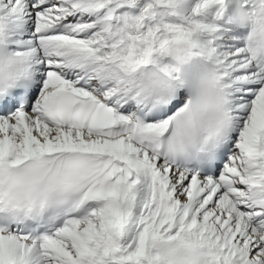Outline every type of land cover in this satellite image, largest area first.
<instances>
[{"label":"snow or ice","instance_id":"snow-or-ice-1","mask_svg":"<svg viewBox=\"0 0 264 264\" xmlns=\"http://www.w3.org/2000/svg\"><path fill=\"white\" fill-rule=\"evenodd\" d=\"M0 264H264V0H0Z\"/></svg>","mask_w":264,"mask_h":264}]
</instances>
